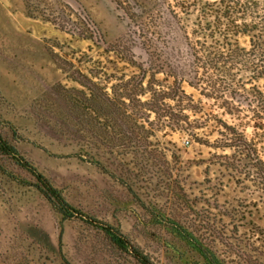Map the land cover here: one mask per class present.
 <instances>
[{"label": "rangeland", "instance_id": "374dc122", "mask_svg": "<svg viewBox=\"0 0 264 264\" xmlns=\"http://www.w3.org/2000/svg\"><path fill=\"white\" fill-rule=\"evenodd\" d=\"M194 5V0H0V135L85 219H64L37 191L30 173L0 158V264H142L138 258L144 257L150 264H204L142 202L172 219V194L181 184L198 204L187 225L210 246L215 244L208 229L228 227L223 217L228 209L242 212L255 203L220 158L230 154L223 149L221 121H233L220 102L190 85L207 78L204 73L196 78L191 56L183 55L186 44L197 39ZM155 71L168 91L177 79L183 81L192 102L185 99L182 106L200 140L163 122L147 124L141 114L140 123L154 133L147 141L154 159L120 164L116 152L126 153V143L119 124L104 129L94 114L84 113L80 91L112 96L128 81L146 89ZM72 89L77 91L68 92ZM122 131L129 132L127 123ZM247 133L251 138L252 130ZM130 177L142 202L126 186ZM99 226L119 230L130 253L114 246ZM234 227L228 229L242 238L244 230ZM227 252L218 246L221 257L228 259Z\"/></svg>", "mask_w": 264, "mask_h": 264}, {"label": "trees", "instance_id": "16d2710c", "mask_svg": "<svg viewBox=\"0 0 264 264\" xmlns=\"http://www.w3.org/2000/svg\"><path fill=\"white\" fill-rule=\"evenodd\" d=\"M194 4L199 13L197 29L194 31L197 39L193 44H186L183 55L191 56L196 78L200 73L207 77L204 80L195 78L197 82L190 85L205 97L220 102L224 114L233 121H221L225 129L221 134L226 139L223 149L229 150L230 154L221 155L220 158L224 160V168L232 181L243 186L242 190L248 192L255 203L242 212L230 208L223 217L230 221L229 226L235 224L236 232L241 228L244 234L239 239L236 233L228 229L229 226L217 230L215 225L208 229L215 245L205 244L197 232L187 225L198 204L192 202L181 184L176 185L175 193L172 194V219L150 209L141 201L142 197L133 187L135 177H130L126 186L135 200L142 202V209L148 211L157 224L167 223L171 234L203 258L204 264H264V158L260 150H264V0H194ZM131 62L135 63L134 59ZM156 71L146 89L143 83L134 82L131 87L132 81H128L117 85L112 96L104 91L94 93L88 89L89 94L80 91L84 113L94 114L102 121L104 129L109 124H119V135L126 143V153L116 152L115 158L120 160V164L126 162L127 158L134 160V166L141 158H147V163L154 159L151 145L147 144L154 133L148 131L146 124L140 123L139 120L144 119L139 117L141 114L145 116L147 124L163 122L165 128L200 140L197 128L182 106L185 99L192 102L182 89L183 81L177 79L174 86L168 88L171 91H168L159 85L156 76L161 72ZM144 75L147 78L146 70ZM205 83L208 89L203 87ZM73 91L77 90L68 92ZM146 94L149 99L142 101V96ZM152 116L156 120L151 121ZM123 123L129 127L127 134L122 133ZM249 129L252 130L251 138L247 133ZM0 158L13 160L30 173L36 180L37 191L64 219L85 220L84 215L70 205L62 193L1 135ZM91 162L99 164L94 157ZM125 165L129 166V163ZM221 220L220 224L225 225L226 222ZM237 224L239 227H236ZM99 228L114 246L130 253V246L119 230L110 226ZM232 233L236 236L230 235ZM219 245L228 251V259L217 253ZM133 255L137 257L140 253L134 248ZM139 260L142 264H150L145 257Z\"/></svg>", "mask_w": 264, "mask_h": 264}]
</instances>
